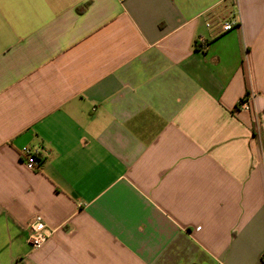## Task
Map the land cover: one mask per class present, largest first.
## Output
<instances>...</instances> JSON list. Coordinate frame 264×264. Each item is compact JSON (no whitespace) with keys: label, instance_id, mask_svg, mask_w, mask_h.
Wrapping results in <instances>:
<instances>
[{"label":"crops","instance_id":"obj_1","mask_svg":"<svg viewBox=\"0 0 264 264\" xmlns=\"http://www.w3.org/2000/svg\"><path fill=\"white\" fill-rule=\"evenodd\" d=\"M0 264H264V0H0Z\"/></svg>","mask_w":264,"mask_h":264},{"label":"built area","instance_id":"obj_2","mask_svg":"<svg viewBox=\"0 0 264 264\" xmlns=\"http://www.w3.org/2000/svg\"><path fill=\"white\" fill-rule=\"evenodd\" d=\"M122 2L125 0H121ZM226 1V0H222ZM206 27L211 31L213 36H220L231 32L239 25L238 19L228 20L219 14L207 13L205 16ZM201 46H206V41H199ZM254 95H246L238 105L239 110L250 111L251 102ZM25 163L29 168L39 170L43 165L42 149L40 147H27L23 149ZM30 244L33 248H41L49 242L57 233V229L50 226L42 215H36L29 224Z\"/></svg>","mask_w":264,"mask_h":264}]
</instances>
